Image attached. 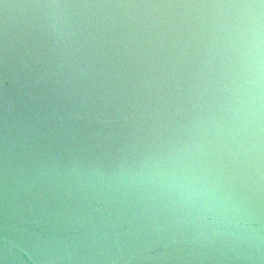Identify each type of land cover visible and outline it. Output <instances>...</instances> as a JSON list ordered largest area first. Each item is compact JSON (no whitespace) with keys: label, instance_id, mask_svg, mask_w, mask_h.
Returning <instances> with one entry per match:
<instances>
[{"label":"water","instance_id":"95a60500","mask_svg":"<svg viewBox=\"0 0 264 264\" xmlns=\"http://www.w3.org/2000/svg\"><path fill=\"white\" fill-rule=\"evenodd\" d=\"M0 264H264V0H0Z\"/></svg>","mask_w":264,"mask_h":264}]
</instances>
